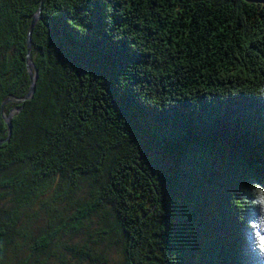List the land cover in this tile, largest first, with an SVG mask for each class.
<instances>
[{"label": "trees", "instance_id": "16d2710c", "mask_svg": "<svg viewBox=\"0 0 264 264\" xmlns=\"http://www.w3.org/2000/svg\"><path fill=\"white\" fill-rule=\"evenodd\" d=\"M41 1L0 0V264L90 256L96 213L124 264H264V4L46 0L19 101Z\"/></svg>", "mask_w": 264, "mask_h": 264}, {"label": "rangeland", "instance_id": "374dc122", "mask_svg": "<svg viewBox=\"0 0 264 264\" xmlns=\"http://www.w3.org/2000/svg\"><path fill=\"white\" fill-rule=\"evenodd\" d=\"M88 185L85 184L82 190L76 194V198L80 199L81 202H86L89 199ZM64 203L61 206L62 211L66 212L67 216L72 215L77 204ZM41 204L37 205L38 218H34L31 222V230L35 235H40L44 229H47L48 215L45 211L40 209ZM101 229H104L101 224L100 215L94 214L89 221H87L78 233L67 232L64 234V240L68 241L70 245L78 246L83 251H87L88 248H92L89 255L75 256L66 252L65 259L66 264H124L123 256L121 253V247L123 238H118L117 235L112 237L111 241L116 240L114 244H110L101 238ZM67 231V230H66ZM85 253V252H84ZM28 256L27 251L24 253H14L12 250H8L6 260L11 262H18L19 260L25 259ZM55 258H47V255L40 258L41 261H46L45 264H62L59 261H54ZM56 260V259H55Z\"/></svg>", "mask_w": 264, "mask_h": 264}, {"label": "water", "instance_id": "95a60500", "mask_svg": "<svg viewBox=\"0 0 264 264\" xmlns=\"http://www.w3.org/2000/svg\"><path fill=\"white\" fill-rule=\"evenodd\" d=\"M45 1L46 0L41 1L40 6L36 10V12L32 18L30 27H29L28 39H27V48H28L27 68H28L30 79H31V86H30L29 92L19 101H25V100L32 98V96L35 92V89H36V81L38 78V73H37V69L34 65L32 55H31V50H32V39L31 38H32V32H33L34 27L42 19V9H43V5H44ZM245 1H247L249 3L264 4V0H245ZM15 111H17V109L14 110L12 113H10L8 116H5V121L8 125V131L9 132H8L7 138L0 141V145H2L3 143H5L11 139V136H12V117H13Z\"/></svg>", "mask_w": 264, "mask_h": 264}, {"label": "snow or ice", "instance_id": "6c2138e0", "mask_svg": "<svg viewBox=\"0 0 264 264\" xmlns=\"http://www.w3.org/2000/svg\"><path fill=\"white\" fill-rule=\"evenodd\" d=\"M262 91H264V90H262Z\"/></svg>", "mask_w": 264, "mask_h": 264}]
</instances>
